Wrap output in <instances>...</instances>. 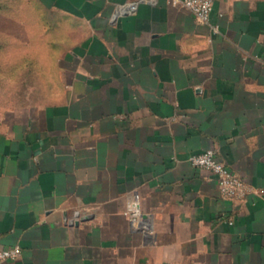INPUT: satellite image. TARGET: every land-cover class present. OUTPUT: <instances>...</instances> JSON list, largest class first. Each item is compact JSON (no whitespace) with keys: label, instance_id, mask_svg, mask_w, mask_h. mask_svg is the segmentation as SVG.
<instances>
[{"label":"crops","instance_id":"1","mask_svg":"<svg viewBox=\"0 0 264 264\" xmlns=\"http://www.w3.org/2000/svg\"><path fill=\"white\" fill-rule=\"evenodd\" d=\"M130 1L0 8L40 11L59 76L0 109V247L23 248L2 264H264V0L208 22ZM206 148L238 193L192 164Z\"/></svg>","mask_w":264,"mask_h":264},{"label":"rangeland","instance_id":"2","mask_svg":"<svg viewBox=\"0 0 264 264\" xmlns=\"http://www.w3.org/2000/svg\"><path fill=\"white\" fill-rule=\"evenodd\" d=\"M28 1L0 0V8H8L11 4L20 8ZM26 13L30 16L26 17ZM41 17L40 11L0 9L1 110L23 104L24 100L40 99L47 92L42 86L47 84L51 88L58 80L55 60L47 59L45 66L46 54L37 36L40 28L34 21ZM28 18L29 25L25 23Z\"/></svg>","mask_w":264,"mask_h":264},{"label":"built area","instance_id":"3","mask_svg":"<svg viewBox=\"0 0 264 264\" xmlns=\"http://www.w3.org/2000/svg\"><path fill=\"white\" fill-rule=\"evenodd\" d=\"M141 0L128 2L130 11H135ZM216 0H181L182 6L191 11L200 21L208 22L211 18ZM193 165L205 168L213 173L220 185V188L228 195H234L244 186V180L233 169H231L216 153L213 148H206L201 152L190 156ZM135 220L141 215L138 200L132 205L131 210ZM23 253L20 244L0 247V264L7 260L19 258Z\"/></svg>","mask_w":264,"mask_h":264}]
</instances>
